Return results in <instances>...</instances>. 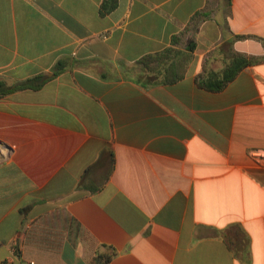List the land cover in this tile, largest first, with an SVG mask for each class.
I'll list each match as a JSON object with an SVG mask.
<instances>
[{"label":"crops","instance_id":"1","mask_svg":"<svg viewBox=\"0 0 264 264\" xmlns=\"http://www.w3.org/2000/svg\"><path fill=\"white\" fill-rule=\"evenodd\" d=\"M108 1L0 0V264H264V0ZM174 37L186 76L140 83Z\"/></svg>","mask_w":264,"mask_h":264},{"label":"trees","instance_id":"2","mask_svg":"<svg viewBox=\"0 0 264 264\" xmlns=\"http://www.w3.org/2000/svg\"><path fill=\"white\" fill-rule=\"evenodd\" d=\"M116 5L117 0H109L105 6V12H110ZM237 37L239 39L244 38V36ZM255 39L264 42V39ZM178 43L179 38L174 37L170 47L163 51L146 55L137 61L134 66L138 69V74H136L138 81L147 86H152L155 84H174L182 80L186 76L194 58L196 46L193 41H189L185 49H180L177 47ZM255 60L242 53H233L227 65L220 72L207 71L204 67V71L197 77V83L208 91H222L244 68L252 65ZM60 71H62V68L57 69V72ZM44 81L45 79L42 80L40 85ZM28 87H35L32 80L9 88L8 91ZM106 260L109 261L110 257L106 258Z\"/></svg>","mask_w":264,"mask_h":264},{"label":"built area","instance_id":"3","mask_svg":"<svg viewBox=\"0 0 264 264\" xmlns=\"http://www.w3.org/2000/svg\"><path fill=\"white\" fill-rule=\"evenodd\" d=\"M105 38V35H104ZM251 157L259 164H264V150L257 149L252 150L250 153ZM29 264H36L34 261L29 262Z\"/></svg>","mask_w":264,"mask_h":264},{"label":"rangeland","instance_id":"4","mask_svg":"<svg viewBox=\"0 0 264 264\" xmlns=\"http://www.w3.org/2000/svg\"><path fill=\"white\" fill-rule=\"evenodd\" d=\"M212 69H215V68H212ZM218 69H219V67H218ZM131 70L133 71V74H134L135 76H136V74H138V69H136L135 66H133Z\"/></svg>","mask_w":264,"mask_h":264}]
</instances>
